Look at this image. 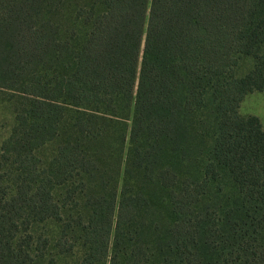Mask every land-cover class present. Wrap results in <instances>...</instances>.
<instances>
[{
    "label": "trees",
    "instance_id": "trees-1",
    "mask_svg": "<svg viewBox=\"0 0 264 264\" xmlns=\"http://www.w3.org/2000/svg\"><path fill=\"white\" fill-rule=\"evenodd\" d=\"M261 90L264 0H0V264H264Z\"/></svg>",
    "mask_w": 264,
    "mask_h": 264
},
{
    "label": "rangeland",
    "instance_id": "rangeland-1",
    "mask_svg": "<svg viewBox=\"0 0 264 264\" xmlns=\"http://www.w3.org/2000/svg\"><path fill=\"white\" fill-rule=\"evenodd\" d=\"M239 112L244 116H257L264 128V90L248 93L240 104ZM14 123L15 114L9 96L0 93V150L9 137ZM45 152L50 153V148Z\"/></svg>",
    "mask_w": 264,
    "mask_h": 264
}]
</instances>
